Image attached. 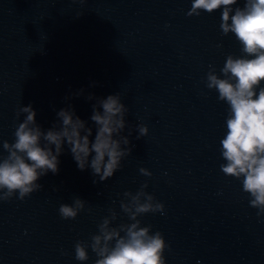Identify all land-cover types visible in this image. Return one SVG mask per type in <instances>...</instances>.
<instances>
[{
	"label": "clouds",
	"instance_id": "9594fccd",
	"mask_svg": "<svg viewBox=\"0 0 264 264\" xmlns=\"http://www.w3.org/2000/svg\"><path fill=\"white\" fill-rule=\"evenodd\" d=\"M237 0H192L188 16H199L201 10L212 13L222 8L220 28L223 35L233 33L242 44V57L228 55L220 75L210 66L205 86L218 92V99L229 106L226 119L227 132L221 139V155L226 163L221 164L222 172L238 180L242 178L243 191L249 194L250 206L258 209L257 215H264V0H245L244 6L233 5ZM92 86H95L93 84ZM258 89V92H257ZM84 94L80 89L73 96ZM71 97L66 96L65 100ZM87 100L92 104L90 121L81 119L71 103L56 112L58 118L52 127L44 130L36 122V112L31 105L22 106L26 114L14 132V142H2L8 155L0 159V201H8L18 193L24 200L42 188L38 183L49 172L58 174L59 157L65 150L70 151L79 170L91 169L93 183L105 182L121 168V161L132 148L129 137L121 135L127 127L126 115L129 109L121 102L120 93L106 98L89 93ZM140 139L148 134V128L138 125ZM123 146V147H122ZM144 176L152 173L140 168ZM147 183L133 194L123 193L120 201L122 212L131 223L113 226L117 212L110 208L98 224V234L90 243L78 241L74 245L75 259L81 262L89 259L90 247L97 259L95 264H166L164 257L168 245L157 231L150 234L151 225L141 227L139 216L147 213L164 214V204L145 189ZM55 190V189H54ZM85 209V201L74 198L72 204H61L58 211L63 219H75ZM91 211V209H88ZM123 233V235H122Z\"/></svg>",
	"mask_w": 264,
	"mask_h": 264
}]
</instances>
